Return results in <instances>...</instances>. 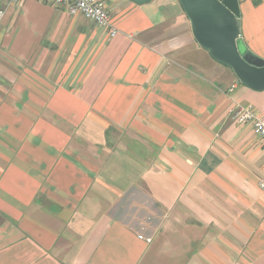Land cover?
Listing matches in <instances>:
<instances>
[{
    "label": "crops",
    "instance_id": "0c3cea01",
    "mask_svg": "<svg viewBox=\"0 0 264 264\" xmlns=\"http://www.w3.org/2000/svg\"><path fill=\"white\" fill-rule=\"evenodd\" d=\"M102 1L114 36L0 0V264H264V139L231 118L264 113V90L179 0ZM239 13L242 55L264 61V0Z\"/></svg>",
    "mask_w": 264,
    "mask_h": 264
},
{
    "label": "water",
    "instance_id": "95a60500",
    "mask_svg": "<svg viewBox=\"0 0 264 264\" xmlns=\"http://www.w3.org/2000/svg\"><path fill=\"white\" fill-rule=\"evenodd\" d=\"M143 4L151 0H130ZM194 38L219 63L232 69L238 81L264 90V61L242 55L239 48V0H179Z\"/></svg>",
    "mask_w": 264,
    "mask_h": 264
},
{
    "label": "built area",
    "instance_id": "2783aa9c",
    "mask_svg": "<svg viewBox=\"0 0 264 264\" xmlns=\"http://www.w3.org/2000/svg\"><path fill=\"white\" fill-rule=\"evenodd\" d=\"M10 3H19L21 0H8ZM50 1L56 6H65L72 14H81L101 27L109 29L114 36L117 32L111 16L102 0H39ZM4 16V10L0 9V25ZM234 84L231 90L235 87ZM231 118L237 123H251L255 132L264 139V113H259L252 106L237 105L231 111ZM260 188L264 191V179L259 182ZM140 238H145L139 235ZM151 241V238H145Z\"/></svg>",
    "mask_w": 264,
    "mask_h": 264
}]
</instances>
